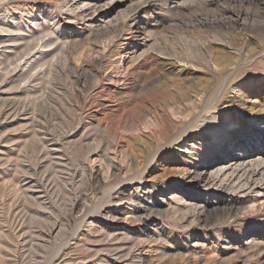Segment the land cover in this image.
Instances as JSON below:
<instances>
[{
	"label": "rangeland",
	"instance_id": "374dc122",
	"mask_svg": "<svg viewBox=\"0 0 264 264\" xmlns=\"http://www.w3.org/2000/svg\"><path fill=\"white\" fill-rule=\"evenodd\" d=\"M4 1L0 2V27L7 29L10 25L22 26L23 30L5 32L0 29V264H52L54 258L53 264L64 259L72 261L69 260L66 264H109V259L117 264H132L136 260L132 261L133 258L126 256V253L133 242H138L136 238L139 237H145V242L140 247L149 263L151 261L150 264H264V178L259 179L252 190L247 187L220 189L203 182L199 186H193L194 189L188 193L178 189L183 187L184 190H190L192 186L188 176L194 175L202 164L229 150V144L222 140L220 147L223 148L216 155H205L206 149L213 144L202 129L201 122L204 116L212 112H217L219 126L227 131H236L235 141L240 140V146L248 144L243 142L244 137H247L246 141L260 138V144L257 139L258 143L254 148L262 147V150L255 158L264 153V139L261 135H255L264 132V56H235L233 46L239 45L241 40L237 42V37L232 33H236L240 26L235 21H229L232 19L229 17V11L233 10L231 7L241 6L250 9V22L256 19L254 25L258 23L259 26L261 22L264 23L263 3L249 5L248 1L220 0L218 6H200V0H192L195 2H192L194 5L190 4L192 7L184 3L181 9H177L174 5L178 1L181 4V0H142L146 4L142 7L146 9V14L135 13L129 19L133 34L127 37L125 29H115L118 33L115 30L101 33L100 30H95L92 32L95 40L93 38L92 43L89 42L84 47L85 50H80L84 55L79 51L75 52L70 54L66 62L63 55L50 53L56 45L41 48L39 41L36 45L29 39L35 29L38 30L31 22V12L36 11V16L39 17L42 5L56 2L65 4L67 0ZM68 1L70 2L66 6L89 0ZM104 1L98 2V5H104V9H107L108 4L118 2ZM139 1L120 0V4L126 9L130 7L129 4L135 5ZM32 5L36 6L33 11ZM115 14L116 12L111 17ZM90 19H78L73 25L96 27L100 23L99 18ZM221 21L225 22L226 27ZM144 27H148L153 37L152 40L147 38L148 41L157 43L156 46H169L170 51H173L171 44L177 45L179 42L180 46L173 45L179 50L184 49L185 44L194 45L193 49L197 54L195 56L193 53L194 57L189 59L200 67L186 71L175 67L165 74V70L160 67L162 61L158 58L162 55L149 51L148 45L143 46L144 35L139 37L141 40L135 36ZM215 31L217 36L213 33ZM243 31L246 39L252 37L248 48L261 45L258 34L255 35L251 30ZM99 34L101 35L98 36ZM108 35H112L111 39L116 36L111 41L115 40H107L110 39ZM231 42L234 43L231 45ZM25 44V49L29 44L33 49L27 54L23 49ZM201 44L216 50L211 57V67L209 59L200 50ZM135 47H138V54L144 51L150 53L129 64L127 76L118 74L117 64L129 59V52ZM41 50L46 53L43 59H40ZM115 50L128 55L121 58ZM15 53L20 54V57ZM72 56H75L73 61ZM64 63L65 66L68 65L66 69L63 67ZM76 64H82L83 69L79 72L89 85L85 91L80 88L83 83L76 82L77 71L72 70ZM93 76L99 77L96 86L92 84L95 81ZM174 77L183 79L184 88L165 89L162 95L159 94L161 98L159 95L145 96L148 89ZM138 99L144 103L137 108L135 104L140 103ZM251 118L257 122L251 131L248 129L245 132L246 124ZM188 123L192 128H187ZM98 124L106 130L104 133L98 131ZM108 125L113 128L111 135L107 133ZM182 129L185 130L184 133L180 132ZM91 134L100 136L97 141L102 140L101 147L96 150L91 149L86 140ZM166 135L168 138L165 140ZM111 139L121 146L116 149L112 146L107 148ZM107 155L122 168L117 173L118 180L111 174L113 169H109V160L105 158ZM92 169L102 170V185L98 188L94 187L96 183L91 179ZM106 170L112 177H107ZM131 173L133 177L127 178ZM111 180L115 183V188L108 186ZM118 193H125L128 198L133 197L134 201L127 198L118 201L115 198ZM180 197H184L185 201H178ZM141 199L149 202L148 212L152 211L154 215L147 213L149 217L145 213L140 217L141 220H136L132 206ZM74 202H81L77 210L73 209ZM113 208H118L126 218L133 220L126 222V226L130 231L133 230L135 239H125L124 230L117 231L112 227L109 211ZM56 221H62L64 237L50 242V246L43 248L44 250L39 249L38 243L46 242V237L39 238L38 233L48 234ZM158 233H161L162 238L159 241L155 238ZM117 247H120L116 252L121 257L114 251ZM59 248L61 251L55 257L54 253ZM60 255L62 256L59 257Z\"/></svg>",
	"mask_w": 264,
	"mask_h": 264
},
{
	"label": "bare ground",
	"instance_id": "6f19581e",
	"mask_svg": "<svg viewBox=\"0 0 264 264\" xmlns=\"http://www.w3.org/2000/svg\"><path fill=\"white\" fill-rule=\"evenodd\" d=\"M1 1H4V0H1ZM0 1V2H1ZM25 1V0H24ZM32 1H37V0H32ZM44 1V0H43ZM46 1V0H45ZM49 1V0H48ZM62 1V0H61ZM106 1V0H105ZM104 1V2H105ZM115 1V0H114ZM136 1V0H135ZM139 1V0H138ZM142 1V0H141ZM178 1V0H177ZM196 1V0H195ZM219 1L220 0H200V1H198V2H200L199 4H200V6H205V5H208V4H212V5H216V6H218L219 5ZM226 1H232V2H244V1H248V2H250V4L249 5H252L251 3H257V2H261V3H263V5H264V0H226ZM5 2V1H4ZM20 2V1H19ZM25 2H27V1H25ZM52 2H53V0H52ZM60 2V1H59ZM65 2V1H64ZM68 2H70V1H68L67 0V2L65 3V4H63V3H58L57 4V2L53 5H50V4H45V5H42V9L40 10V12L38 13V15H39V17H37L36 15V11L35 12H31V15H32V23H34V25H36L37 26V31H36V29H35V32L31 35V39H29L31 42H33V43H35L36 45L38 44V41L41 43V44H38V45H40V47L41 48H44V47H48V46H53V45H56V47L50 52V53H55V55H63V60L65 59V61L67 62L68 61V58H69V56H70V54H73V53H75V52H78L79 51V53L80 54H82V52L83 51H80L81 49H84V47H86V45L89 43V42H91V40L94 38L93 36H92V32L93 31H95V30H97V32L100 30V33L102 32V31H110V30H115V29H125V30H127V32H128V35H127V37H129V35H131V34H133L134 33V31L132 30V27L131 26H129V19L132 17V15L133 14H135V13H145L146 14V9L145 8H142L143 7V4H144V2L142 1V2H137V4H136V2L134 3L135 5H133V3L132 4H129L130 5V7H128V8H126V9H123L122 8V5L120 4V0H118V2H116V3H114V4H111L110 2V4H108L107 5V9H104L105 7H104V5H102V4H100V5H98V2H99V0H96V1H94V0H89L88 2H81V1H77L75 4H73V5H71V6H66V4L68 3ZM103 2V3H104ZM146 2V1H145ZM180 1H178V3H175V5H174V7L175 8H177V9H181L182 8V6L184 5V3L186 4V3H188L189 5L192 3V2H194V1H190V0H181V4L179 3ZM227 2V3H228ZM11 3V2H10ZM102 3V2H101ZM107 3V2H106ZM150 3V2H149ZM168 3V2H167ZM195 3V2H194ZM194 3H192L193 5H194ZM7 4V3H6ZM19 4V3H18ZM165 4V3H164ZM191 4V5H192ZM198 4V5H199ZM128 4H127V6H129ZM133 5V6H132ZM144 5H146V4H144ZM190 5V6H191ZM197 5V6H198ZM226 5V4H225ZM230 5H233V4H230ZM236 5V4H235ZM234 5V6H235ZM5 6V5H4ZM7 6V5H6ZM29 6V5H28ZM39 6V5H38ZM37 6V7H38ZM127 6H125V7H127ZM228 6H229V4H228ZM245 6H248V5H245ZM27 7V6H26ZM67 7V8H66ZM188 7V6H187ZM192 7V6H191ZM6 8V7H5ZM36 8V6L35 5H32L31 6V11H33V9H35ZM173 8V7H172ZM185 8V7H184ZM200 8H202V7H200ZM231 8H233V10L231 9V11H229V13H231L230 14V16L229 17H231L232 19H229V21L230 22H232V21H235L237 24L239 23V26L240 27H237V29H238V31L236 32V33H232V34H234L235 35V37H237V42H239L240 40H241V43L239 44V43H237V44H239V45H237V46H233V52H235V56H239V58H241V57H261V58H263V56H264V23L263 22H261L262 24H260L259 26H258V23H257V21H256V23H257V25L255 24L254 25V23H255V20H253V22H250V17L248 16L249 15V10L250 9H248V8H241V6L240 7H231ZM256 8H257V6H256ZM258 8H260V6L258 7ZM7 9V8H6ZM30 9V8H29ZM188 9H189V7H188ZM187 9V10H188ZM194 9V8H193ZM218 9H220V8H218ZM195 10V9H194ZM202 10V9H201ZM207 10H209V9H207ZM211 10V9H210ZM213 10V9H212ZM263 10H264V6H263ZM190 11V10H189ZM228 11V10H227ZM262 11V10H261ZM8 12V11H7ZM116 12V14L113 16V17H111V15L113 14V13H115ZM178 12V11H177ZM180 12V11H179ZM211 12H213V11H211ZM253 12H255V11H253ZM257 12V11H256ZM5 13V12H4ZM30 13V12H29ZM183 13V12H182ZM232 13H234V15L232 14ZM263 13V12H262ZM173 14H174V11H173ZM253 14H255V13H253ZM264 14V13H263ZM216 15V14H215ZM34 16V17H33ZM217 16V15H216ZM262 16V15H261ZM226 17V16H225ZM224 17V18H225ZM85 18H99V21H100V23L99 24H97V25H95L96 27H93V26H90V27H85V26H74L73 24L76 22V20H78V19H80V20H84ZM206 18V17H205ZM215 18V17H214ZM214 18H213V20H214ZM217 18V17H216ZM215 18V19H216ZM223 18V17H222ZM223 18V19H224ZM90 19V20H91ZM259 19V18H258ZM39 20H41L42 22H39ZM195 20V19H194ZM201 20V19H200ZM218 20V19H217ZM221 20V19H220ZM263 20V19H262ZM261 20V21H262ZM207 21H208V19H207ZM226 21V20H225ZM229 21H227V22H229ZM264 21V20H263ZM210 22V21H209ZM213 22V21H212ZM214 22H216V21H214ZM222 22V21H221ZM224 22V21H223ZM222 22V23H223ZM259 22V21H258ZM191 23V22H190ZM208 23V22H207ZM31 24V23H30ZM199 25V24H198ZM203 24L201 23V26H202ZM210 25V24H209ZM223 25H225V22L223 23ZM231 25V24H230ZM26 26V25H25ZM175 26H176V24H175ZM178 26V25H177ZM194 26V25H193ZM197 25H195V27H196ZM211 26V25H210ZM218 26H220V25H218ZM233 26V25H232ZM28 27L29 28H31V26L30 25H28ZM214 28L216 27L215 25L213 26ZM212 27V28H213ZM225 27H226V25H225ZM96 28V29H95ZM208 28V27H207ZM207 28H205V29H207ZM213 28V29H214ZM229 28V27H228ZM0 29H2L3 31H5V32H9V31H12V30H15V31H21V30H23V27L22 26H18V27H13L12 25H10V26H8L7 27V29L5 28V27H0ZM27 29V28H26ZM209 29V28H208ZM236 29V30H237ZM1 30V31H2ZM117 30H115V32H117ZM243 30H251V32L253 31L254 33H256L255 35H257L258 34V36L261 38V42H260V44L261 45H259V46H257V47H253V48H248V45L250 44V42H251V40H252V37H251V39H246V35L243 33V32H245V31H243ZM142 31V33H140ZM235 31V30H234ZM13 32V31H12ZM96 32V33H97ZM111 32V31H110ZM119 32V31H118ZM117 32V33H118ZM248 32V31H247ZM252 32V33H253ZM104 33V32H103ZM121 33H122V31H121ZM137 34H135V36L138 38V39H140L139 37L141 36V35H144L143 37V46H146V45H148L149 47H148V50L150 51H152V52H157L158 53V55L159 54H161L162 56H158V58H159V60L160 61H162L161 62V65H160V67H161V69H163V70H165V74H168L167 73V71H169V70H171V69H174L175 67H181L183 70H188V69H194V68H198V67H200L199 65H197V64H195V62H192V60H190L191 59V57H194V56H192V54L194 53L195 54V52H194V49H193V46L192 45H188V44H185L183 47H185L184 49H182L181 47H179V48H181V50H179L176 46L179 44V42H178V44L176 45V44H171L172 45V50L173 51H170V49H169V46H164V47H162L161 45H159V46H156V44L155 43H150V41H148V39H150V40H152L153 39V37H152V34L150 33V31H149V29H148V27H144V28H141L140 29V31H137L136 32ZM214 34L216 33V31L215 32H213ZM104 34H106V32L104 33ZM109 34V33H108ZM115 34V33H114ZM123 34V33H122ZM156 34V33H155ZM97 35V34H96ZM95 35V36H96ZM101 34H99L98 36H100ZM102 36H103V34H102ZM106 36V35H105ZM109 37H110V39H107V40H112L113 38H115V37H113L112 39H111V37H112V35H108ZM108 36H107V38H108ZM133 36V35H132ZM216 36H217V33H216ZM233 36V35H232ZM179 37V36H178ZM221 37V36H220ZM230 37V36H229ZM148 38V39H147ZM210 38V37H209ZM97 39V38H96ZM100 39H102V38H100ZM228 39V38H227ZM229 39H233V38H229ZM94 40H95V38H94ZM115 40V39H114ZM113 40V41H114ZM141 40V39H140ZM198 40V39H197ZM206 40H208V39H206ZM255 40V39H254ZM105 41H106V39H105ZM113 41H111V42H113ZM195 41V40H194ZM193 41V42H194ZM234 41V40H233ZM260 41V40H259ZM26 42H27V40H26ZM99 42V41H98ZM136 42V41H135ZM155 42H157V41H155ZM164 42V41H163ZM166 42L167 41H165V45H166ZM186 42H188V41H186ZM189 42H191L190 40H189ZM192 42V43H193ZM92 43V42H91ZM106 43H107V41H106ZM105 42H104V44H106ZM109 43V42H108ZM181 43V42H180ZM185 43V42H184ZM200 43V42H199ZM210 43V42H209ZM215 43H217V42H215ZM232 43H234V42H231L230 44L232 45ZM252 43V42H251ZM27 44H28V42H27ZM114 45H115V43H113ZM155 44V45H154ZM159 44V43H158ZM170 44V43H169ZM236 44V43H235ZM234 44V45H235ZM90 45V44H89ZM102 45H103V43H102ZM108 45V44H107ZM163 45V44H162ZM173 45H176V46H173ZM181 45V44H180ZM180 45H178V46H180ZM24 46V45H23ZM96 46V45H95ZM94 46V47H95ZM225 46H227V45H225ZM25 47H26V44H25V46H24V48L23 49H25ZM35 47V46H34ZM98 47V46H97ZM101 47V46H100ZM110 47V46H109ZM133 47V46H132ZM208 47V46H207ZM228 47H229V44H228ZM230 47H232V46H230ZM93 48V47H92ZM145 48V47H144ZM212 48H213V46H212ZM215 48V47H214ZM227 48V47H226ZM20 49V48H19ZM32 49V47H31V44H29V45H27V49H25L26 50V54L30 51ZM50 49V48H49ZM90 49V48H89ZM96 49V48H95ZM112 49V48H111ZM169 49V50H168ZM196 49V48H195ZM221 49V48H220ZM232 49V48H231ZM17 50V49H16ZM33 50V49H32ZM85 50V49H84ZM87 50V49H86ZM94 50V49H93ZM113 50V49H112ZM112 50H110V51H112ZM202 52H203V55H205L208 59H209V65H210V61L212 60L211 59V57L213 56V55H215V52H216V50H214V49H208V48H206V47H204V45H202L201 44V49H200ZM12 51H14V50H12ZM21 52H22V50H20ZM116 51V50H115ZM143 51H144V49H143ZM149 51H144L143 53L141 52V54H138V47H135V48H133V50L132 51H130L129 53H131L130 55H129V59H126L123 63L121 62V63H119V64H117V66H116V68H118L119 69V72H118V74H124V75H126L127 76V70H128V68L130 67V65L129 64H131L132 62H134V61H136V60H138L140 57L142 58V56L144 55L145 56V54L146 53H150ZM39 52V51H38ZM46 52H47V50H46ZM117 52V54H119L120 56H121V58H123L124 56H127L128 54H122V53H120V51H116ZM154 52V53H155ZM197 52H199V51H197ZM227 52V51H226ZM20 53V52H19ZM86 53V52H85ZM112 53V52H111ZM200 53V52H199ZM228 53V52H227ZM229 53H231L230 51H229ZM16 54H18V53H15V55ZM46 53H45V51H43V50H41L40 51V59H43V58H45V55ZM79 54V55H80ZM197 54V53H196ZM196 54H195V56H196ZM220 54V53H219ZM219 54H216L217 56L219 55ZM10 55V54H9ZM23 55H25V54H23ZM53 55V54H52ZM51 55V56H52ZM76 55H77V53H76ZM75 55V56H76ZM79 55H78V57H79ZM84 54H82V56H83ZM85 55H87V54H85ZM149 55H151V54H149ZM148 55V56H149ZM221 56L223 55V53H221L220 54ZM226 55V54H225ZM234 55V54H233ZM16 56H19L20 57V54L19 55H16ZM75 56L73 57H71L72 58V61L74 60L73 58H75ZM112 56V55H111ZM143 56V57H144ZM217 56H214V57H217ZM14 57V56H13ZM62 57V56H61ZM152 57H154V56H152ZM156 57V56H155ZM189 57H190V59H189ZM225 57V56H224ZM146 58V57H145ZM145 58H144V60H145ZM79 59V58H78ZM81 59V58H80ZM61 60V59H60ZM129 60V61H128ZM150 60H152V59H150ZM85 62V61H84ZM151 62V61H150ZM70 63H71V61H70ZM68 64V63H67ZM116 64V63H115ZM127 64V67H125V65ZM64 66L63 67H65V69H66V66H68V65H66L65 66V63L63 64ZM82 65V64H81ZM81 65L79 66V65H75L74 67L75 68H73L72 70H76L77 72H76V77L75 76H73V77H75L76 78V82L79 84V83H83V85L80 87V88H82V90L83 91H85L86 90V88L89 86L87 83L88 82H86V81H84L83 80V74H81V72H79V70L80 69H83L82 67H81ZM143 66V65H142ZM70 67H71V65H70ZM109 67H111V66H109ZM209 67V66H208ZM210 67H211V65H210ZM90 68V67H89ZM158 68V67H157ZM111 69V68H110ZM137 69H138V67H137ZM160 69V68H159ZM200 69V68H199ZM86 70V69H85ZM90 71V70H89ZM85 73H86V71H84ZM94 72V71H93ZM154 72V71H153ZM160 72V71H159ZM75 73V72H74ZM91 74V73H90ZM93 74H95V73H93ZM117 74V73H116ZM103 75V74H102ZM94 77V76H93ZM84 79H86V78H84ZM167 79V78H166ZM95 80V81H94ZM94 82L92 83V84H94V86H96L97 85V83L99 82V77L98 76H96V77H94ZM113 81H116V79H112ZM119 80V79H118ZM182 80L183 79H180V78H178V77H174L173 79H167V81H163L162 83H161V85H159V86H155V87H152V88H150V89H148V91L146 92V94H145V96L146 97H151V96H155V95H162L161 93H163V92H165V89H167V90H169L170 89V87H177V88H184V86H183V82H182ZM111 81V80H110ZM76 82H75V84H76ZM90 85H91V83H89ZM91 87V86H90ZM89 87V88H90ZM88 89V88H87ZM172 89V88H171ZM78 90H79V88H78ZM90 90V89H89ZM180 90V89H179ZM178 90V91H179ZM172 92H176L177 90H171ZM182 91V90H181ZM184 91V90H183ZM207 91H208V89H207ZM205 92V91H204ZM79 93V92H78ZM167 93V92H166ZM160 95H159V97H160ZM171 95V94H170ZM168 95H166V97H167ZM158 97V96H157ZM162 97V96H161ZM160 97V98H161ZM176 98V97H175ZM137 99V98H136ZM163 99V98H162ZM171 99H173V98H171ZM203 99V98H202ZM205 99V98H204ZM203 99V100H204ZM139 101L138 102H140L141 101V99H138ZM144 100H145V97H144ZM144 100H142V101H144ZM150 100V99H149ZM158 100V99H157ZM174 100V99H173ZM126 101V100H125ZM124 101V102H125ZM128 101V100H127ZM133 101V100H132ZM147 101V100H146ZM165 101V100H164ZM134 102V101H133ZM132 102V104H134ZM151 102H153L154 103V101H151ZM150 102V103H151ZM158 102V101H157ZM169 102V101H168ZM174 102V101H173ZM199 102V101H198ZM197 102V103H198ZM203 102V101H202ZM208 102V101H207ZM123 103V102H122ZM127 103V102H126ZM125 103V104H126ZM144 103V102H143ZM143 103L142 102H140L139 104L137 103V105L135 104V106L138 108V106L139 105H143ZM146 103V102H145ZM171 104V103H170ZM200 104H202V103H200ZM206 104V103H205ZM204 104V105H205ZM217 104V103H216ZM128 104H126V106H127ZM130 105H131V103H130ZM129 105V106H130ZM144 105H146V104H144ZM151 105V104H150ZM203 105V106H204ZM224 105V104H223ZM134 106V107H135ZM164 106H165V104H164ZM197 106V105H196ZM131 107H133V106H131ZM201 107H202V105H201ZM218 107V106H217ZM217 107H215V110L217 109ZM229 107V106H228ZM121 108H123V107H121ZM141 108V107H140ZM132 109V108H131ZM103 110V109H102ZM141 110H142V108H141ZM120 111H121V109H120ZM125 111V110H124ZM179 111V110H178ZM177 111V112H178ZM184 112V111H183ZM186 112H187V110H186ZM133 113V112H132ZM180 113V112H179ZM158 114V113H157ZM187 114H189V113H187ZM196 114V113H195ZM195 114H193V116L194 117H196L195 116ZM206 114V113H205ZM105 115V114H104ZM190 115V114H189ZM216 115H217V112L215 111V112H212L211 114H209V115H206V116H204L203 117V119H202V122H201V125H202V129L206 132V134L207 135H209V137L211 138V143L213 144L212 146H210V148L208 149H206V153H205V155H212V156H214V155H216L219 151H220V148L222 149L223 148V146H221L220 147V144H222V140H223V143L224 142H226V143H228L229 144V150H227V151H223V152H221L220 154H219V156L217 155V157L215 158V159H211L210 160V162L208 161L207 163H204V164H202L201 166H199V168L196 170V172H195V174L194 175H189L188 176V178H190V183L189 184H191V186H192V188L190 187L189 189L190 190H184V189H182L183 187H179L178 189L181 191V192H183V193H188V192H191V189H194L193 188V186H199L200 185V183H205V185H207V186H214L215 187V185L217 186V187H219L220 189L221 188H228L229 189V187H232V188H244V187H247V189L248 190H252L253 189V187L252 186H255L258 182L257 181H259V179H263L264 178V153L262 154L261 153V155L259 156V157H256L255 158V155L256 154H260V151L262 150L261 148L262 147H260V148H254V147H256V145H257V143H258V140H259V144H260V138L258 139L256 136L258 135L259 137H260V135H261V137H263V139H264V132H263V134H255L256 136V138L255 139H248L247 141H246V139H247V137H244V140H243V142L245 143V144H247V145H239V143L241 142L240 140H239V142H238V140L237 141H235V135H236V131H227V130H225L224 128H222L221 126H219V123H220V121L217 119V117H216ZM186 116H188V115H185V117ZM192 116V117H193ZM161 117V116H160ZM159 117V118H160ZM198 117V116H197ZM107 118V117H106ZM262 118V117H261ZM192 119V118H191ZM199 119V118H198ZM194 120V119H193ZM248 121V120H247ZM255 122H257L256 120H254V118H251V119H249V121L247 122V124H246V129H245V132L248 130V129H250V131L252 130V126H255L254 124H255ZM92 123V122H91ZM263 124V130L262 131H264V122L262 123ZM261 124V125H262ZM99 125V124H98ZM98 125H96V126H98ZM186 125H187V122H186ZM191 125V124H190ZM189 125V123H188V129H190V128H192V126H190ZM198 125V124H197ZM95 128V127H94ZM93 128V129H94ZM97 128V127H96ZM106 128V127H105ZM169 128H170V126H169ZM196 128V127H195ZM92 129V130H93ZM107 129V133L109 134V135H111L110 133H111V131L113 130V128L111 127V125H108V127L106 128ZM166 130L168 129V128H165ZM179 129H181V128H179ZM91 130V131H92ZM165 130V131H166ZM98 131L100 132V133H104L106 130H103L102 129V126H98ZM169 131V130H168ZM167 131V133H169ZM184 129H182V130H180V132L181 133H184ZM170 132H172V131H170ZM91 133H94V132H91ZM97 132H95V134H96ZM163 133V132H162ZM94 134V135H95ZM166 134V133H165ZM174 133H172V136H174L175 137V135H173ZM176 134V133H175ZM240 134H242V132H240ZM94 135H88L87 136V139L86 138H84V140L86 139V140H88V145H90V147H91V149H97V148H100L101 147V143H102V140H99V141H97L96 139H97V137H100V136H98L97 135V137H95ZM169 135V134H168ZM105 136V135H104ZM92 137H93V139H95L96 141L94 142V140L92 139ZM112 137V136H111ZM167 137V135L164 137V139ZM170 137V139H171V136H169ZM177 137V136H176ZM107 138H109V137H107ZM168 138V137H167ZM173 138V137H172ZM102 139V138H101ZM110 139V138H109ZM258 139V140H257ZM166 140V139H165ZM138 143V142H137ZM135 144V143H134ZM253 146H252V145ZM121 146V144H119V142H117L116 143V141L114 140V139H111L110 141H109V143H108V146H107V148H109L110 146H112V147H115L114 149H116L117 148V146ZM195 145V144H194ZM119 146V147H120ZM129 146H130V143H129ZM133 146V145H132ZM143 146V145H142ZM141 146V147H142ZM103 147H105L106 148V146H103ZM102 147V148H103ZM112 147H110V148H112ZM139 147H140V144H139ZM195 147L197 148L198 147V145H195ZM107 148H106V150H107ZM136 148V147H135ZM253 148V149H252ZM51 149V148H50ZM113 149V150H114ZM130 149V148H129ZM105 150V151H106ZM122 150H124L123 148H122ZM137 150V149H136ZM143 149H141V151H142ZM154 150V149H153ZM152 150V151H153ZM49 151V150H48ZM102 152H104L103 150H101ZM115 151V150H114ZM118 151V150H117ZM126 151V150H125ZM256 151H258L257 153H255ZM107 152V151H106ZM123 152V151H122ZM217 152V153H216ZM151 153H153V152H151ZM103 154V153H102ZM106 154V153H105ZM104 154V155H105ZM126 154H129V153H127V151H126ZM126 154H125V156H126ZM130 155V154H129ZM128 155V156H129ZM130 157V156H129ZM105 158H107V160H109V162H108V166H109V169H113V172L111 173L112 174V176H114V178H115V180L117 179L118 180V175H117V173H118V171L120 170V169H122V168H120L119 167V165L118 164H116V163H114V161H113V159L110 157H108V155L105 157ZM127 158V157H126ZM106 160V159H105ZM129 160V159H128ZM107 162V161H106ZM124 162V161H123ZM125 162H126V160H125ZM129 164V163H128ZM127 164V166H129ZM106 165H107V163H106ZM126 166V167H127ZM107 168V167H106ZM129 168H131V167H129ZM128 169V168H127ZM108 170V169H107ZM107 170H106V173H107V177H109L110 176V173L109 172H107ZM102 170H100V169H96V170H94V169H92L91 170V179H92V181H94V183H96L95 184V188H98V187H100L101 185H102V180H101V178H100V176H101V172ZM110 171V170H109ZM138 171V170H137ZM136 171V172H137ZM209 171H210V175H208L209 174ZM132 172V171H131ZM135 172V173H136ZM45 173V172H44ZM54 173V172H53ZM108 173H109V175H108ZM138 173V172H137ZM119 174V173H118ZM129 174V173H128ZM142 174V173H141ZM45 175V174H44ZM139 175V174H138ZM137 175V176H138ZM30 176V175H29ZM112 176H110V177H112ZM125 176H128V175H125ZM135 176V175H134ZM90 177V176H89ZM131 177H133V175H132V173L130 174V176H128L127 178H131ZM106 178V177H105ZM58 179H60V178H58ZM104 179V178H103ZM124 179H126V178H124ZM186 181V180H185ZM48 182V181H47ZM104 182V181H103ZM114 182V181H113ZM52 183V182H51ZM113 184H115V183H112V180H111V182H109V184H108V186L109 187H112L113 186ZM118 184V183H117ZM67 185V184H66ZM32 186V185H31ZM39 186V185H38ZM45 186V185H44ZM51 186V185H50ZM56 186V185H55ZM60 186V185H59ZM185 186H187V185H185ZM114 187V186H113ZM260 187V186H259ZM31 188V187H30ZM30 188H28V189H30ZM33 188V187H32ZM115 188V187H114ZM196 188H198V187H196ZM205 188V187H204ZM94 190V189H93ZM107 191V190H106ZM121 192V191H120ZM148 192V191H147ZM247 192V191H246ZM252 192V191H251ZM93 193V192H92ZM174 193H176L177 194V192H174ZM193 194H195V192H192ZM192 193H190V194H192ZM245 193V192H244ZM92 195V194H91ZM90 195V196H91ZM131 196V195H130ZM177 196V195H176ZM109 197V196H108ZM112 197V196H111ZM114 198V197H113ZM115 198H116V200H120V201H123L125 198H127V199H129V200H132V201H134V198L132 197H130V198H128V195H126L125 193H118V195H116L115 196ZM178 201H182V200H184V197H180L179 199H177ZM41 201V200H40ZM74 201H76V200H74ZM137 201V200H136ZM149 201V200H148ZM155 201V200H154ZM185 201V200H184ZM43 203V202H42ZM87 203V202H86ZM133 203V202H132ZM135 203V202H134ZM148 204H149V202H146L145 201V199L143 200V199H141V200H139L137 203H135V204H133V206H132V212H134L135 214H136V216L135 217H137V219L136 220H141V216L142 215H144L145 213L147 214V213H149V214H151L152 213V211H151V213L150 212H148ZM43 205V204H42ZM79 205H81V202H74V204H73V209H78V207H79ZM191 205V204H190ZM194 206V205H193ZM196 207V206H195ZM199 207V206H198ZM197 207V208H198ZM182 208V207H181ZM187 208V207H186ZM189 208V207H188ZM187 208V209H188ZM196 208V209H197ZM70 209V208H69ZM190 209V208H189ZM191 209L193 210V208L191 207ZM75 210V211H76ZM151 210H152V208H151ZM79 211V210H78ZM154 211V210H153ZM193 211H195V209L193 210ZM199 211V210H198ZM70 210H69V214H68V218L70 219ZM201 212V211H200ZM200 212H199V214H200ZM56 213V212H55ZM65 213V212H64ZM77 213V212H76ZM109 213H110V221H111V225H112V227H114L117 231H121V230H124L126 233L124 234V232H123V237H125V239H126V237H128L127 238V240L129 239V237H131V238H134L135 239V237H133V230H129L128 228H127V226H126V222H128L129 223V221H131L130 219H128V218H130V217H128V218H126L124 215H123V213H121L120 211H119V209L118 208H113L111 211H109ZM174 213V212H173ZM176 213V212H175ZM195 213H197V212H195ZM195 213H194V215H195ZM85 214V213H84ZM149 214H147L149 217H150V215ZM153 214V213H152ZM158 214H159V212H158ZM146 215V216H147ZM154 215V214H153ZM41 217V216H40ZM39 217V218H40ZM52 217V216H51ZM107 217V216H106ZM44 219V218H43ZM144 219V218H143ZM42 220V219H41ZM56 220V219H55ZM135 220V219H134ZM46 221V220H45ZM44 221V222H45ZM70 221V220H69ZM131 222H133V220L131 221ZM46 223V222H45ZM51 224V223H50ZM46 225V224H45ZM44 225V226H45ZM63 225H62V221H56V222H54L53 223V225L51 226V228H50V230H49V233L47 234V232H46V234H44V233H38V235L40 236H38L39 238H45L44 240L46 241V242H42V243H38V245H37V243H36V245H37V247L39 248V249H42V250H44L43 248H48L47 246L49 245V243L50 242H53V241H58L59 240V238L62 236V237H64L63 236ZM111 228V227H110ZM158 228V227H157ZM67 229V228H66ZM156 229V228H155ZM42 230H43V228H42ZM156 231V230H155ZM121 233V232H120ZM116 234V233H115ZM150 234V233H149ZM149 234H146V235H149ZM36 235V234H35ZM115 236V235H114ZM21 237V236H20ZM137 237H139V236H137ZM150 237L151 236H149V238L148 239H150ZM120 238V237H119ZM130 238V239H131ZM145 238V237H144ZM143 238V239H144ZM155 238H157V240L159 241V239H162L161 238V233L159 234H156V236H155ZM155 238H153V239H155ZM136 239H138L137 241L138 242H133L132 244H131V247L130 248H128V252L126 253V256H130V258H133L132 259V261L135 259L136 261H133L132 262V264H150L151 263V261H150V263H149V261L147 260V257L146 256H144L143 255V252H141L142 250H141V247L140 246H142L143 244H144V242H143V239H141V237H139V238H136ZM148 239H146V240H148ZM43 240V241H44ZM61 240V239H60ZM117 240V239H116ZM120 240V239H119ZM122 240V239H121ZM156 240V239H155ZM156 240V241H157ZM37 241H39V239L37 240ZM154 241V240H153ZM121 242V241H120ZM162 242V241H161ZM160 242V243H161ZM114 243H116V241L114 242ZM154 243V242H153ZM157 242H155V244H156ZM164 243V242H163ZM162 244V243H161ZM64 245V244H63ZM123 245V244H122ZM166 245V244H165ZM50 246V245H49ZM36 247V248H37ZM60 247V246H59ZM112 247V246H111ZM139 247V248H138ZM156 247V246H155ZM37 248V249H38ZM51 248H52V245H51ZM120 247H117L114 251L116 252L117 251V249H119ZM123 248V247H122ZM127 248V247H126ZM54 249H56L55 247H54ZM121 250V249H120ZM119 250V251H120ZM123 250V249H122ZM137 250H139L140 252L138 253H136V251ZM39 251V250H38ZM61 251V248H59V249H57L56 250V254L54 253V255H55V257H57V255L59 254V252ZM159 251V250H158ZM45 253H46V251H44ZM125 252V251H124ZM164 252V251H163ZM40 253H41V251H40ZM45 253H44V255H45ZM162 253V252H161ZM39 254V253H38ZM42 254V253H41ZM109 254V253H108ZM114 254V253H113ZM164 254V253H163ZM9 255V254H8ZM54 255H52V256H54ZM111 255V254H110ZM116 255L118 256L119 255V253L118 252H116ZM166 255V254H165ZM37 256H39V255H37ZM62 255H60L59 257H61ZM98 256V255H97ZM120 256V255H119ZM42 257H44V256H42ZM121 257V256H120ZM163 257H164V255H163ZM166 257V256H165ZM168 257V256H167ZM41 258V257H40ZM39 258V259H40ZM54 258V257H53ZM53 258H52V260H53ZM125 258V257H124ZM78 259V258H77ZM107 259V258H106ZM122 259H123V257H122ZM167 259V258H166ZM42 260H43V258H42ZM61 260V259H60ZM70 259H64V260H62L61 262H59L58 264H66L67 263V261H69ZM85 260V259H84ZM117 260H119V258L117 259ZM163 260H164V258H163ZM71 261V260H70ZM127 261V260H126ZM55 262V258H54V261L52 262V264ZM72 262V261H71ZM107 262L109 263V264H117L116 263V261H112L111 259H109V260H107ZM118 262V261H117ZM69 263V262H68ZM83 263V262H82ZM123 263V262H122ZM221 263V262H220ZM38 264H39V262H38ZM49 264H51V263H49ZM129 264H131V263H129Z\"/></svg>",
	"mask_w": 264,
	"mask_h": 264
}]
</instances>
